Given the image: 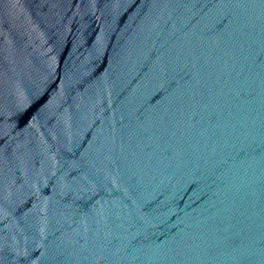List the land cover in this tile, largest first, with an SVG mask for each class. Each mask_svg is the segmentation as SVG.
Instances as JSON below:
<instances>
[{
	"label": "water",
	"instance_id": "1",
	"mask_svg": "<svg viewBox=\"0 0 264 264\" xmlns=\"http://www.w3.org/2000/svg\"><path fill=\"white\" fill-rule=\"evenodd\" d=\"M0 264H264V0H0Z\"/></svg>",
	"mask_w": 264,
	"mask_h": 264
}]
</instances>
